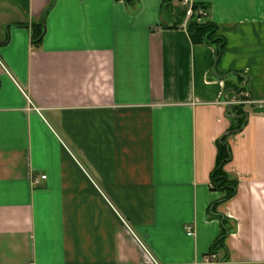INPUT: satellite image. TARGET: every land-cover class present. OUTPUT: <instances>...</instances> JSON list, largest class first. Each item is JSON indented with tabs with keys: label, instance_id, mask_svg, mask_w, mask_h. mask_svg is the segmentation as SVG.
I'll return each mask as SVG.
<instances>
[{
	"label": "crops",
	"instance_id": "obj_1",
	"mask_svg": "<svg viewBox=\"0 0 264 264\" xmlns=\"http://www.w3.org/2000/svg\"><path fill=\"white\" fill-rule=\"evenodd\" d=\"M194 3L219 58L182 0H0V264H264V0ZM240 77L254 103L218 202Z\"/></svg>",
	"mask_w": 264,
	"mask_h": 264
},
{
	"label": "trees",
	"instance_id": "obj_2",
	"mask_svg": "<svg viewBox=\"0 0 264 264\" xmlns=\"http://www.w3.org/2000/svg\"><path fill=\"white\" fill-rule=\"evenodd\" d=\"M202 11V13H201ZM207 8L196 3L192 6V14L187 23V31L194 43H209L217 47V58L223 53L226 46V38L220 34L217 24L207 20L200 22L199 19L207 16ZM187 9L182 13L185 17ZM44 24L42 22L34 25L33 43L39 45L44 36ZM238 83H226V98L228 101L236 100V103L228 104L226 115L232 119L230 128L218 138L216 165L211 173L212 188L223 193L218 202H224L232 198L238 189V180L226 171V165L233 159V151L230 138L241 132L247 125L249 111L246 103H243L247 91L245 79L240 77Z\"/></svg>",
	"mask_w": 264,
	"mask_h": 264
},
{
	"label": "built area",
	"instance_id": "obj_3",
	"mask_svg": "<svg viewBox=\"0 0 264 264\" xmlns=\"http://www.w3.org/2000/svg\"><path fill=\"white\" fill-rule=\"evenodd\" d=\"M182 1H183V3L185 5H187L189 7L188 10H187V14L189 16H191V14H192L193 0H182ZM201 13H202V11H201ZM202 18L199 19L200 22H203L202 21ZM242 95L244 96L243 103H246V104H252V103H254L253 100L251 99L250 93L248 91H245ZM236 102H237L236 100H232V101H228V104H233V103H236ZM46 178H47V175L46 174H43V175H41L39 177H34L33 183L34 184H38L42 180H45ZM186 230H187V233H188L189 236H194L195 235V229L192 226L188 225L186 227Z\"/></svg>",
	"mask_w": 264,
	"mask_h": 264
}]
</instances>
